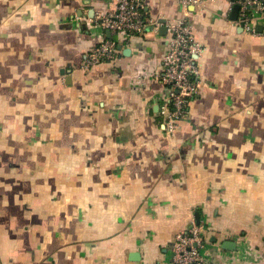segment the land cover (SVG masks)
Segmentation results:
<instances>
[{
	"label": "crops",
	"instance_id": "1",
	"mask_svg": "<svg viewBox=\"0 0 264 264\" xmlns=\"http://www.w3.org/2000/svg\"><path fill=\"white\" fill-rule=\"evenodd\" d=\"M114 1L0 0V264H170L193 221L212 264H264V18L143 0L125 38L93 22ZM183 17L201 86L171 134L154 73ZM103 38L115 56L87 65Z\"/></svg>",
	"mask_w": 264,
	"mask_h": 264
},
{
	"label": "built area",
	"instance_id": "2",
	"mask_svg": "<svg viewBox=\"0 0 264 264\" xmlns=\"http://www.w3.org/2000/svg\"><path fill=\"white\" fill-rule=\"evenodd\" d=\"M184 5L190 0H181ZM231 6H239L236 22L245 32H255L258 19L264 18V0H227ZM151 21L144 10L143 0H115L105 12L97 13L93 22L113 35L130 38L144 34ZM167 43L162 65L154 75L164 86V102L158 114L164 128L171 134L179 128L180 121L189 116L190 105L199 92L201 73L199 58L204 46L194 35L191 24L183 18L169 20ZM116 40L103 38L87 56V65L110 60L116 54ZM140 74V79L147 75ZM203 223L193 221L189 228L175 235L170 264H212L204 248ZM218 251L220 247L218 246Z\"/></svg>",
	"mask_w": 264,
	"mask_h": 264
},
{
	"label": "water",
	"instance_id": "3",
	"mask_svg": "<svg viewBox=\"0 0 264 264\" xmlns=\"http://www.w3.org/2000/svg\"><path fill=\"white\" fill-rule=\"evenodd\" d=\"M238 8H239V6L237 5V4H235L233 7H232V15H231V17H232V19H236V17H237V13H238ZM224 244V246H230V244L231 243H229V242H225V243H223Z\"/></svg>",
	"mask_w": 264,
	"mask_h": 264
}]
</instances>
